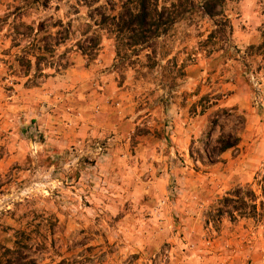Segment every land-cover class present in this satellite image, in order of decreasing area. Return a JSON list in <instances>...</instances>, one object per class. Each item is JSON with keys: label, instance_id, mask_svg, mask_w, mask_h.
Segmentation results:
<instances>
[{"label": "rangeland", "instance_id": "rangeland-1", "mask_svg": "<svg viewBox=\"0 0 264 264\" xmlns=\"http://www.w3.org/2000/svg\"><path fill=\"white\" fill-rule=\"evenodd\" d=\"M105 1L0 0L1 264H264V51L248 49L264 0H225L228 54L197 15L157 41L155 61L126 66L104 31L93 60L72 48ZM43 43L46 59L17 73L15 56ZM178 107L198 128L182 154ZM221 137L236 145L219 152ZM250 190L255 217L218 214Z\"/></svg>", "mask_w": 264, "mask_h": 264}, {"label": "trees", "instance_id": "trees-1", "mask_svg": "<svg viewBox=\"0 0 264 264\" xmlns=\"http://www.w3.org/2000/svg\"><path fill=\"white\" fill-rule=\"evenodd\" d=\"M30 6L46 8L51 0H25ZM84 0H78L83 4ZM225 0H106L103 5L94 8L85 17L86 28L81 32V38L72 46L88 60H93L100 49L101 32H105L115 42V57L122 66L133 65L138 62L140 55L145 52L147 61L156 59L155 46L158 40L166 37L173 27L183 20H191L193 16H200L211 20L213 30L209 33L207 40L218 38L221 42V50L228 54L229 37L232 34V26L224 14ZM39 31V30H38ZM37 31V32H38ZM30 32L20 33L13 41L21 42L28 39ZM64 38L58 40L55 46L62 43ZM32 42H38L32 39ZM43 42V40H40ZM16 44V45H18ZM30 44V43H29ZM15 45V46H16ZM38 45V44H37ZM45 43L30 54L23 52L15 56L14 63L17 73L23 75L30 72L33 64L38 65L46 59ZM34 48V44H30ZM225 48V49H224ZM249 50L264 51V26L261 29V43L250 46ZM59 69L63 67L61 62H53ZM156 62L148 64L152 68ZM19 71V72H18ZM219 152L233 147L236 142L228 143L223 138L218 139ZM261 197L264 198V180L261 182ZM217 212L219 215H227L231 219L235 217H255L257 215V196L250 190L246 195H240V191L227 194L218 202ZM263 207V203H260ZM1 264V262H0ZM9 264H11L9 262ZM24 264H35L28 258Z\"/></svg>", "mask_w": 264, "mask_h": 264}, {"label": "crops", "instance_id": "crops-1", "mask_svg": "<svg viewBox=\"0 0 264 264\" xmlns=\"http://www.w3.org/2000/svg\"><path fill=\"white\" fill-rule=\"evenodd\" d=\"M56 64L57 63H55L51 66H53L55 69L59 70V68L56 67ZM170 114H171L170 116H171V120H172V123L170 124L171 125V127H170L171 128L170 140H171V143H173L172 148H173L174 152H176L178 154H182L183 152L186 153L188 148H189L190 140L193 136V133H195V137H197L196 135L198 134V128H196L194 131H192V129L189 128V126L187 124V114H185L181 110L180 107H178L176 110H174V112H171ZM196 118H198V117H196ZM128 125H129V127H132L134 125L133 121L127 120L126 126H128ZM228 165H229V163H228ZM220 186L222 189H224L226 187L225 185H222V183L219 184V187Z\"/></svg>", "mask_w": 264, "mask_h": 264}]
</instances>
